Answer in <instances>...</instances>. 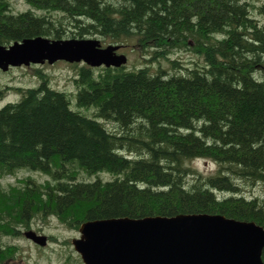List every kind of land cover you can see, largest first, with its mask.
Listing matches in <instances>:
<instances>
[{
  "label": "trees",
  "instance_id": "trees-1",
  "mask_svg": "<svg viewBox=\"0 0 264 264\" xmlns=\"http://www.w3.org/2000/svg\"><path fill=\"white\" fill-rule=\"evenodd\" d=\"M27 1L14 10L0 0V44L136 36L156 63L73 62V93L40 72L36 85L0 106V175L50 176L25 177L18 192L0 187V262L14 250L3 237L20 236L38 212L73 228L95 218L194 212L264 227V199L240 185L264 183V3ZM180 48L194 56L169 54ZM196 157L216 168L199 171L190 164Z\"/></svg>",
  "mask_w": 264,
  "mask_h": 264
},
{
  "label": "water",
  "instance_id": "water-1",
  "mask_svg": "<svg viewBox=\"0 0 264 264\" xmlns=\"http://www.w3.org/2000/svg\"><path fill=\"white\" fill-rule=\"evenodd\" d=\"M119 47L102 45L98 37L36 35L0 44V68L57 60L120 66L127 56ZM78 231L71 241L84 264H264V227L221 213L95 218ZM24 235L47 243V235L34 229Z\"/></svg>",
  "mask_w": 264,
  "mask_h": 264
},
{
  "label": "rangeland",
  "instance_id": "rangeland-1",
  "mask_svg": "<svg viewBox=\"0 0 264 264\" xmlns=\"http://www.w3.org/2000/svg\"><path fill=\"white\" fill-rule=\"evenodd\" d=\"M14 10H22L28 7L27 0H9ZM257 4L264 3V0H256ZM264 20V13L260 16ZM102 45L108 43H119L120 48L118 52H122L127 56L125 65H140L142 63L155 64L151 50L145 49L143 44L137 40L136 36L123 37L117 41L110 37H98ZM172 56L180 57L188 60L194 53L183 48L176 49L169 53ZM166 63L165 60H161ZM73 62L65 60H57L53 63L47 61L43 63H30L28 65L10 66L7 70L0 68V106L7 101H14L20 97V89L28 86H34L39 82L38 74L44 73L50 85L55 88L64 89L71 93L75 90L73 83V75L75 73V66ZM78 63H82L78 61ZM151 66V65H150ZM190 164L199 171L209 173L214 171L216 163L210 158L196 157L190 160ZM103 177L112 176L111 172H99ZM31 177L38 182H45L50 179L46 173L18 169L13 173L7 175H0V187L8 189L13 192H18V187L22 185L25 177ZM95 177L94 175L92 178ZM191 176L188 179L191 180ZM243 194L247 196H258L264 199V183L258 182L254 185L241 182ZM30 227L20 226V236H4V240L13 244V252L8 253L0 262V264H84L80 258L79 253L74 249L72 238L79 236L78 228L68 226L62 222L55 214L47 212L36 213V215L29 221ZM27 229H34L38 233L47 235V243L39 245L27 238L24 231ZM12 248V249H13Z\"/></svg>",
  "mask_w": 264,
  "mask_h": 264
},
{
  "label": "bare ground",
  "instance_id": "bare-ground-1",
  "mask_svg": "<svg viewBox=\"0 0 264 264\" xmlns=\"http://www.w3.org/2000/svg\"><path fill=\"white\" fill-rule=\"evenodd\" d=\"M81 62H83V61H81ZM85 63V62H84Z\"/></svg>",
  "mask_w": 264,
  "mask_h": 264
},
{
  "label": "flooded vegetation",
  "instance_id": "flooded-vegetation-1",
  "mask_svg": "<svg viewBox=\"0 0 264 264\" xmlns=\"http://www.w3.org/2000/svg\"><path fill=\"white\" fill-rule=\"evenodd\" d=\"M120 48V47H119ZM10 68V67H9Z\"/></svg>",
  "mask_w": 264,
  "mask_h": 264
}]
</instances>
